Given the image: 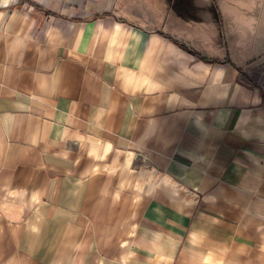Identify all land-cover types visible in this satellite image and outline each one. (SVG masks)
I'll return each instance as SVG.
<instances>
[{"label":"crops","instance_id":"1","mask_svg":"<svg viewBox=\"0 0 264 264\" xmlns=\"http://www.w3.org/2000/svg\"><path fill=\"white\" fill-rule=\"evenodd\" d=\"M0 264H264V0H0Z\"/></svg>","mask_w":264,"mask_h":264}]
</instances>
